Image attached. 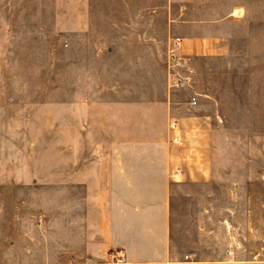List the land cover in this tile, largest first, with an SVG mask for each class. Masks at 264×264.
I'll list each match as a JSON object with an SVG mask.
<instances>
[{
  "label": "rangeland",
  "instance_id": "1",
  "mask_svg": "<svg viewBox=\"0 0 264 264\" xmlns=\"http://www.w3.org/2000/svg\"><path fill=\"white\" fill-rule=\"evenodd\" d=\"M200 6L204 12L209 7L221 9V5ZM167 9L165 2L143 5L122 0H0L2 169L12 172L17 168L30 174L35 157L50 156L55 157V170L61 172L62 156L68 150L64 141L70 134L75 140L78 137V133L73 136L63 131L66 115L67 122L71 116V124L78 123L80 111L94 102L104 108L111 99H145L155 113L164 112L166 96L175 91L174 112L152 115L148 121L151 140L165 141L171 161L167 171L174 214L187 228L200 209L205 217L207 204L214 203V220H209V226L216 231L218 255L221 221L228 214L222 205L230 198L234 202L227 191L223 195L222 157L229 156L232 167L238 166V157H245L247 165L241 172L246 171L247 183L240 202L247 208L246 248L251 255L262 247L263 256L258 257L264 260V177L262 185L256 187L253 179V174L260 171L264 175V110L254 109L255 100L250 99L256 94L257 68L248 63L244 51L235 53L231 65L221 55L201 57L180 69L192 74L190 80L183 85L182 81L169 85L167 68L171 71V66L180 64L166 60ZM147 27L153 34L150 59L143 37L137 34ZM131 28L136 34L121 33ZM261 59L264 65V57ZM193 95L195 104L185 105L190 101L185 99ZM234 172L230 178L238 182V171ZM32 182L24 177L15 186L7 180V185L0 188V199L5 204L23 205L24 221L30 218L34 203ZM53 182L62 184L59 180ZM56 193L62 194V189ZM260 235L256 242L251 239ZM203 239L206 248L205 236ZM29 241L23 238L24 248L30 247Z\"/></svg>",
  "mask_w": 264,
  "mask_h": 264
},
{
  "label": "crops",
  "instance_id": "2",
  "mask_svg": "<svg viewBox=\"0 0 264 264\" xmlns=\"http://www.w3.org/2000/svg\"><path fill=\"white\" fill-rule=\"evenodd\" d=\"M122 1L168 5L166 60L180 64L171 66V71L167 68L169 85L177 81L183 85L192 78V74L180 72L191 60L221 55L231 65L235 53L244 51L248 63L259 69L254 78L256 94L250 97L255 100L253 108L264 110V0ZM202 4L221 5V9L209 7L204 12ZM154 13L159 14V10ZM121 33L136 34L134 28ZM137 34L143 37L150 59V27ZM195 96L185 99L190 100L185 105H194ZM176 98V92H170L164 112L158 113L145 99H111L104 108L94 102L85 109L86 114L80 111L78 123L71 124V116L68 123L66 115L63 131L73 136L78 133V137L75 140L70 134L64 141L68 150L62 156L61 172L55 170V157L50 156L35 157L30 174L17 168L8 172L0 160V188L7 180L17 186L28 177L33 181L34 200L30 218L24 221L22 204L8 205L0 199V264H264L258 257L263 256L262 247L251 255L246 248L247 208L240 202L247 183L246 171L241 172L247 165L245 157H238V166L233 167L229 156L222 157L223 195L227 191L234 202L230 198L222 205L228 214L221 221L222 235L217 237L221 242L218 255L216 231L209 226V220H214V203L207 204L205 217L200 209L187 228L174 214L167 171L171 161L165 141L151 140L148 121L155 114L171 115ZM234 170L238 171V182L230 178ZM263 177L262 171L253 174L255 187L262 185ZM54 180L62 184L56 185ZM60 188L62 194H57ZM24 237L30 239L29 248L23 247ZM257 238L261 235L251 237L255 242ZM116 252L121 261L110 260V254Z\"/></svg>",
  "mask_w": 264,
  "mask_h": 264
},
{
  "label": "built area",
  "instance_id": "3",
  "mask_svg": "<svg viewBox=\"0 0 264 264\" xmlns=\"http://www.w3.org/2000/svg\"><path fill=\"white\" fill-rule=\"evenodd\" d=\"M119 256H118V252H116V253H111L110 254V260L111 261H114V260H116V261H121V259H116V258H118Z\"/></svg>",
  "mask_w": 264,
  "mask_h": 264
}]
</instances>
